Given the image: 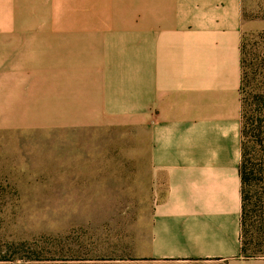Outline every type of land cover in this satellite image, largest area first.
<instances>
[{
    "label": "crops",
    "instance_id": "obj_1",
    "mask_svg": "<svg viewBox=\"0 0 264 264\" xmlns=\"http://www.w3.org/2000/svg\"><path fill=\"white\" fill-rule=\"evenodd\" d=\"M249 6L0 0V184L81 177L90 202L133 209L138 260L264 264L242 254L241 42L264 31Z\"/></svg>",
    "mask_w": 264,
    "mask_h": 264
},
{
    "label": "rangeland",
    "instance_id": "obj_2",
    "mask_svg": "<svg viewBox=\"0 0 264 264\" xmlns=\"http://www.w3.org/2000/svg\"><path fill=\"white\" fill-rule=\"evenodd\" d=\"M249 4L250 18L263 19L264 0H249ZM80 131H74L77 139L83 137ZM83 146L75 142L74 154L81 153ZM44 154L50 163L51 153ZM75 177L69 192L55 193L49 176L42 177L41 183L0 184V256L8 255L6 244L25 241L31 246L30 255L51 257L59 264H222L135 259L138 256L131 252L129 239L133 209L101 207L98 202H90L81 177ZM93 198L100 199L98 192ZM243 241L247 244V256L264 257L263 235L248 233Z\"/></svg>",
    "mask_w": 264,
    "mask_h": 264
},
{
    "label": "trees",
    "instance_id": "obj_3",
    "mask_svg": "<svg viewBox=\"0 0 264 264\" xmlns=\"http://www.w3.org/2000/svg\"><path fill=\"white\" fill-rule=\"evenodd\" d=\"M241 69L242 254L249 257L244 237L264 236V31L244 33ZM30 247L25 241L6 244L8 255L0 256V264H59L51 257L30 255Z\"/></svg>",
    "mask_w": 264,
    "mask_h": 264
}]
</instances>
